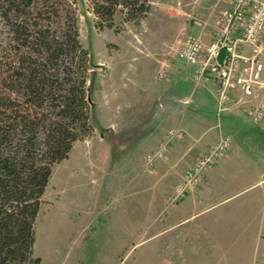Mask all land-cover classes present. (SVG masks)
I'll list each match as a JSON object with an SVG mask.
<instances>
[{
  "label": "rangeland",
  "instance_id": "374dc122",
  "mask_svg": "<svg viewBox=\"0 0 264 264\" xmlns=\"http://www.w3.org/2000/svg\"><path fill=\"white\" fill-rule=\"evenodd\" d=\"M230 1L149 0L150 11L139 23L124 21V14L118 12L115 29L99 30L89 0H52L61 9L60 14L68 8L76 12L78 39L89 58L87 84L93 133L74 143L76 159L53 166L34 223L29 264L255 263L259 235L257 205L253 202L261 190H241L238 184L234 187L238 194L216 204L230 192L226 187L203 190L207 172L189 194L168 201L188 168L184 163L188 153L179 155L178 145L204 135L200 123H176L175 116L187 108L178 103L179 109L172 110L176 115L164 114L161 142L140 159L124 158L114 135L123 127L114 132L117 126L109 122L116 117L110 103L124 106L140 100L139 85L133 86L144 81V56L153 53L178 65L181 61L176 51L185 37L196 33L208 40ZM62 25L63 18L55 23L57 30ZM9 41V26L0 17L1 53ZM162 69L165 75L157 76V83L165 87L170 74L165 66ZM226 113L220 114L221 122ZM206 114L217 120L215 110L209 109ZM256 127L264 150V120ZM171 129L177 130L178 136L167 145L163 157L149 165L146 156L166 142ZM110 143L116 144L112 155H121L114 169L107 161ZM92 148L100 154L94 166L91 158L83 156Z\"/></svg>",
  "mask_w": 264,
  "mask_h": 264
},
{
  "label": "trees",
  "instance_id": "16d2710c",
  "mask_svg": "<svg viewBox=\"0 0 264 264\" xmlns=\"http://www.w3.org/2000/svg\"><path fill=\"white\" fill-rule=\"evenodd\" d=\"M95 26L139 23L149 0H89ZM52 0H0L10 41L0 52V264H29L34 223L55 164L93 133L88 51L74 9ZM63 18L62 28L56 21Z\"/></svg>",
  "mask_w": 264,
  "mask_h": 264
},
{
  "label": "crops",
  "instance_id": "0c3cea01",
  "mask_svg": "<svg viewBox=\"0 0 264 264\" xmlns=\"http://www.w3.org/2000/svg\"><path fill=\"white\" fill-rule=\"evenodd\" d=\"M144 57L146 67L144 81L142 83L138 81V84L135 83V85L133 82V87L139 85L142 93L140 100H134L124 106H118L117 103L114 105V102L110 103V110H116L115 121H109L111 125L117 126L116 129L113 128L114 132L118 131L120 126L123 127L120 128L117 135H114L119 139L117 144L123 150L124 158L140 159L149 149L156 147L164 136V114L172 113L173 117L176 114L172 110L178 108V100L183 97L191 98L192 102L188 106L182 107L183 109L187 108V112H181V115L175 116L176 123L181 124L180 122H182L183 125L190 126L200 123L204 126V135L191 141H181V145L177 147V153L179 155L188 153L184 163L189 167L211 144L219 139L220 134L228 133L232 136L230 149L218 164L208 171L203 190L209 188H219L220 190L223 187L229 189L230 194L223 197V200H217L216 204L238 194L240 191H234L235 185L238 184L241 190L250 188L261 190L256 192V201L253 202L257 205L259 235L256 250L257 259L254 264H264V150H261L260 132L256 127L257 124H253L245 118L241 107H235L226 113L222 122L220 120L221 127L218 128L217 120H213L206 114L207 110L216 109L215 101L204 86L196 85L193 82L191 66L182 62L172 65L171 62H167L153 53L146 54ZM164 66L167 75L170 74V79L165 87L157 83V72ZM142 124H147V126L143 128ZM74 146L68 158L61 163L78 157V152L75 154ZM115 146L116 144L110 143L107 150V155L110 157V160H107L108 165L110 167L113 164V169L119 163L117 158L121 157V155H119L120 157L112 155V149ZM83 156L91 158L93 166L100 161V154L93 148L87 150ZM234 170L236 173L232 174L231 172Z\"/></svg>",
  "mask_w": 264,
  "mask_h": 264
},
{
  "label": "built area",
  "instance_id": "2783aa9c",
  "mask_svg": "<svg viewBox=\"0 0 264 264\" xmlns=\"http://www.w3.org/2000/svg\"><path fill=\"white\" fill-rule=\"evenodd\" d=\"M176 55L182 63L192 67L193 82L211 93L218 128L221 127L220 114L235 107H241L245 118L253 124L264 120V0H231L209 39L196 33L188 34ZM164 75L161 68L157 76ZM191 102L189 97L178 100L182 107ZM178 134L175 129L168 130L166 142L147 155L146 162L151 165L155 158L163 157L167 145ZM231 145L232 136L220 134L185 170L168 201L172 203L189 194Z\"/></svg>",
  "mask_w": 264,
  "mask_h": 264
},
{
  "label": "water",
  "instance_id": "95a60500",
  "mask_svg": "<svg viewBox=\"0 0 264 264\" xmlns=\"http://www.w3.org/2000/svg\"><path fill=\"white\" fill-rule=\"evenodd\" d=\"M89 101L91 102V99H90V97H89Z\"/></svg>",
  "mask_w": 264,
  "mask_h": 264
}]
</instances>
